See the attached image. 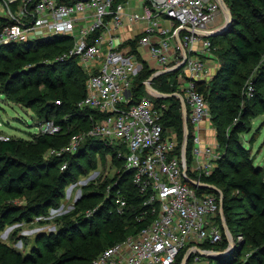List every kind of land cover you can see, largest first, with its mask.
I'll use <instances>...</instances> for the list:
<instances>
[{"label": "built area", "instance_id": "built-area-1", "mask_svg": "<svg viewBox=\"0 0 264 264\" xmlns=\"http://www.w3.org/2000/svg\"><path fill=\"white\" fill-rule=\"evenodd\" d=\"M131 1L0 0V47L68 37L69 48L57 60L76 59L86 75L85 95L77 106L102 117L87 130L71 134L65 150L91 138L125 147L117 157L131 172L145 206L136 219L150 216L151 221L106 247L89 264H211L223 254L217 245L242 238L228 230L221 190L203 180L222 154L216 142L208 143L199 131L209 120L208 105L197 89L198 82L209 81L208 64L201 58L212 50L210 38L225 22L220 19H228L231 12L222 7L223 0H139L137 6ZM136 23H142L141 32L122 40L119 29ZM142 47L154 68L141 58ZM145 64L152 71L142 81L147 93L130 105L134 81ZM167 72L175 73L177 90L172 95L184 100V120L191 125L188 155V131L180 142L174 130L164 128L169 106L163 99L169 94L151 87L156 76ZM37 129L56 134L61 126L42 120ZM112 200L123 214L127 200L121 188Z\"/></svg>", "mask_w": 264, "mask_h": 264}, {"label": "rangeland", "instance_id": "rangeland-1", "mask_svg": "<svg viewBox=\"0 0 264 264\" xmlns=\"http://www.w3.org/2000/svg\"><path fill=\"white\" fill-rule=\"evenodd\" d=\"M138 1L132 0L131 4L137 6ZM257 6L260 14L250 20L252 33L241 25H234L232 12L228 19H220L225 21L220 23L223 27L218 31V35L223 36V39L215 43L212 50L201 58L211 65L207 73L208 79L215 80L217 85L222 86V97L208 98V121L213 126V132L212 128L207 131L210 138L208 143L219 144L218 137L214 141L217 135L216 127L219 126L223 136L232 131V136H228L229 148L226 149L222 145L218 148L226 158L243 160L242 164L245 165L233 166L227 160L223 168L229 179L246 175L248 163L260 167L264 174V52L259 59L241 65L237 69L238 75H226L223 80L216 78L225 59L232 56L230 43L239 37L241 29L256 45L264 48V6L260 3ZM160 21L165 24L164 18ZM51 47H34L31 49L32 54L40 57L43 53L50 52ZM140 54L150 63H154L145 47L140 48ZM18 66L29 70L24 56L10 51L0 53V138L2 141L18 144L17 152L8 157L12 163L33 165L38 177L54 184L58 192L42 207L38 204L46 193L39 189L25 191L22 197L0 203V215L4 216L5 221L0 230V243L28 258L30 264H51L69 245L78 244L81 237L89 234L92 229L109 225L105 215L95 213L101 209L106 198L110 199L112 189L109 181L123 166V161L114 156L113 151L122 153L125 147L119 142L107 140V152L94 149L79 152L78 145L71 151L65 150L70 137L61 138L48 134L49 137H43L46 142L39 141L37 125L42 121L44 112L39 113L38 110L43 105L29 106L23 96L39 95L52 102L51 98L55 92L46 90L43 86H33L32 75H28L25 82L18 78L10 79L18 73ZM141 80L142 78L136 82L140 83ZM67 89L69 101L75 102L81 95L80 84L69 85ZM51 116L68 119V130L82 126L81 119H73V116L62 111H52ZM241 148L248 153V159L242 157ZM238 169L241 170L240 173H237ZM233 193L237 194L231 191V196ZM7 205L10 206L9 212L4 209ZM229 206L232 226H228V230L232 231L233 235L242 234V238L227 244V249L221 250L223 254L214 258L215 262L264 264V216H256L241 198ZM80 217L83 220H79ZM55 242H61V245L56 246Z\"/></svg>", "mask_w": 264, "mask_h": 264}, {"label": "trees", "instance_id": "trees-1", "mask_svg": "<svg viewBox=\"0 0 264 264\" xmlns=\"http://www.w3.org/2000/svg\"><path fill=\"white\" fill-rule=\"evenodd\" d=\"M67 1V0H62ZM230 12L233 14L232 22L234 25H241L245 30L252 33L250 30V20L258 17L260 14L257 5L262 4L264 6V0H223ZM232 8V9H231ZM232 10V11H231ZM8 23H11L8 21ZM245 31L241 29L239 37L236 38L233 43H230V50L232 56L225 59L221 72L216 75V78L223 80L226 75H238V68L241 65H245L251 60H257L260 58L264 48L260 45H256L254 40H251ZM264 35V27L262 28ZM212 46L223 39V36L214 35L211 38ZM132 45L135 41L130 42ZM45 45L52 46L50 52L43 53L40 57H36L32 54V48L42 47ZM69 38L66 36H54L46 39H38L34 41H27L22 43H13L0 47V53L3 51H10L15 54L24 56L25 62L29 66V70L19 67L18 73L11 76L10 79H20L22 82L26 81L28 75L31 76L33 86H43L46 90L54 91L55 94L49 101L39 95L29 97L23 96L29 106L33 104H42L38 110L39 113H43L42 120H52L56 124L61 126L60 132L53 134L60 136L61 138H69L71 134L79 131L87 130L91 125L100 120L102 115L97 111L89 108L80 109L77 106V102L85 95V79L86 75L77 65L76 59H64L57 60L59 56L65 53L69 48ZM152 71L148 69L145 64L144 70L136 77L133 89L132 97L129 104H134L143 95H146L147 89L142 81L150 77ZM142 78L140 83L136 80ZM80 84L81 95L75 101H69V85ZM151 87L159 92L168 93L164 100L168 104V111L163 118L164 128L174 130L177 133L178 139L182 142L183 137L187 132V155L191 148V125L188 123L186 126L184 120V109L182 100L179 97L173 96V92H176L175 86V73L167 72L156 76L151 83ZM197 89L202 93L208 108L209 97L212 99H219L222 97L220 90L222 86H219L214 81H200L197 83ZM258 94V93H257ZM19 99V98H18ZM56 100L60 103L56 104ZM188 107H186V111ZM52 111L64 112L74 118L81 119V127L77 126L72 130H68L67 125L69 120L62 116L52 117ZM217 120L216 117H214ZM211 121V119H210ZM211 123V122H210ZM212 125V124H211ZM80 127V128H79ZM187 127V130L185 129ZM213 128V126H212ZM66 131V132H65ZM219 144L229 148L230 140L228 136H232L233 132H227L226 136L220 134L219 126L216 127ZM65 132V133H63ZM63 133V134H62ZM48 134L39 133V141L46 142ZM51 145L52 142H51ZM18 144L13 141L0 140V203H4L8 200L19 198L24 196L25 191H33L39 189L46 193V196L41 200L40 207L45 203H49L52 197L56 196L57 189L54 184L41 180L37 173L33 170V165L16 164L12 163L8 157L13 156L17 152ZM79 152L97 150L99 152L109 151L108 143L100 139H87L78 148ZM242 157L248 159V153L241 148ZM113 155L117 156L116 150L113 151ZM121 159V158H119ZM123 161V159H121ZM228 160L233 166L243 165V160L237 161L235 159H228L226 155H221L217 161V166L210 176L203 177L205 183L212 184L219 188L223 194V216L226 220L227 227L232 226L230 206L233 201L239 200L245 201L252 209L256 216H264V174L260 167L255 166L252 163H248L247 174L236 179H229L228 174L225 172L223 165ZM37 165V163H36ZM241 170L238 169L237 173ZM112 194L110 199L106 198L105 203L101 206V209L97 210L96 215L102 213L106 217V221H109V225H104L103 228L95 227L91 232L85 236H82L80 242L76 245H69L68 248L63 251L57 259L51 264H89L90 261L106 247L112 245L115 242H119L129 235H135L142 227L149 224L151 221L150 216H146L143 220L138 221L136 218L141 211L145 210L143 206V200L138 190L132 183V175L129 170L123 166L118 172L110 179ZM121 188L123 196L127 200V206L123 214H119L116 210L114 202L112 200L115 190ZM231 191L236 192L231 196ZM232 207V206H231ZM4 209L9 212L10 206H5ZM99 211V212H98ZM112 213H114L112 215ZM79 220H83L82 217ZM4 216L0 215V230L4 226ZM102 229H105L102 231ZM232 233V231H230ZM49 243L52 244L50 241ZM54 245V244H53ZM56 246H60L61 242H55ZM217 249L225 251L227 249V242L223 240ZM28 258L22 256L19 252L9 248L5 244L0 243V264H30ZM36 263V262H35ZM49 264V263H45ZM213 264H217L215 259Z\"/></svg>", "mask_w": 264, "mask_h": 264}, {"label": "crops", "instance_id": "crops-1", "mask_svg": "<svg viewBox=\"0 0 264 264\" xmlns=\"http://www.w3.org/2000/svg\"><path fill=\"white\" fill-rule=\"evenodd\" d=\"M221 22V21H219ZM142 28V23H136V24H124L120 29H119V35L122 40H126L129 37H132L134 35H137L141 32ZM148 54V53H147ZM149 55V54H148ZM141 58L150 66V68H154V63H150L146 58L142 57ZM210 64L207 65V72L209 71ZM209 80V79H208ZM212 128L211 123L209 121H204L199 128L200 134L205 139V141L208 142L210 138H208L207 131ZM213 132V128L211 130ZM215 138V137H214ZM215 141V139H214ZM215 143V142H214Z\"/></svg>", "mask_w": 264, "mask_h": 264}, {"label": "water", "instance_id": "water-1", "mask_svg": "<svg viewBox=\"0 0 264 264\" xmlns=\"http://www.w3.org/2000/svg\"><path fill=\"white\" fill-rule=\"evenodd\" d=\"M222 7L225 9V11H226L227 13H230L229 9L226 7L225 4L222 3ZM217 34H218V33H217ZM217 34H215V35H217ZM182 66H183V64H181L177 69L181 68ZM182 102H183V104H184V100H183ZM185 116H186V114H185Z\"/></svg>", "mask_w": 264, "mask_h": 264}]
</instances>
